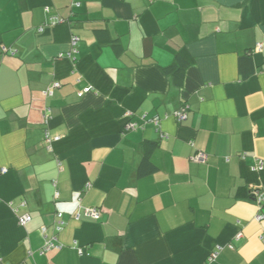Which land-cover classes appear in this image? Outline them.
Segmentation results:
<instances>
[{
	"label": "crops",
	"instance_id": "crops-1",
	"mask_svg": "<svg viewBox=\"0 0 264 264\" xmlns=\"http://www.w3.org/2000/svg\"><path fill=\"white\" fill-rule=\"evenodd\" d=\"M258 160L264 0H0V264H264Z\"/></svg>",
	"mask_w": 264,
	"mask_h": 264
},
{
	"label": "built area",
	"instance_id": "built-area-1",
	"mask_svg": "<svg viewBox=\"0 0 264 264\" xmlns=\"http://www.w3.org/2000/svg\"><path fill=\"white\" fill-rule=\"evenodd\" d=\"M50 21L51 22H58L59 19H57V18H51ZM78 42H79V38L78 37H74L73 40H72V43H71L72 44V49H71V51L69 53V57H73L75 54L78 53V49H77ZM256 50L258 52H261L263 50V45H257ZM4 51L6 52L7 50L4 49ZM59 87H60V83H58V82L57 83H54L53 84V87L50 88L47 91V93H46L47 96H51L53 94V90L56 89V88H59ZM86 92H89V90L87 89L83 93H81L80 94V97H82L83 94L86 93ZM45 117L47 119L49 118V112L48 111H47V114H46ZM187 117H188V109L186 107H183L175 115V118L177 119V121L179 123L185 122L187 120ZM153 121L158 126L159 125V122H160V119L159 118H155ZM136 129H137V124H135V123H128L126 125V127H125V131L126 132H130V131H133V130H136ZM59 140H60V137L51 135V133L48 130L45 132L44 143H45V145H46V147L48 149L51 148V145L53 143L58 142ZM207 158L208 157H207V155L205 153H203V152H197L192 157L191 160L194 163H197V164H206ZM254 169L261 171L262 169H264V163L262 161H259L258 160L257 166ZM2 172L5 173L6 171L3 170ZM252 195H253V199L257 203L258 207L260 209H262L264 207V197L261 194V192L256 190V191H253V194ZM88 212H89V215L91 217H93L94 219H99L100 218V212L97 209H90ZM263 219H264V216L263 215H260L259 217H257V220L258 221H262ZM19 220H20L21 225H25L30 220V216L29 215H24V216L20 217ZM62 225H63V223L60 222L59 223V226L60 227L58 228V231H61ZM42 232L44 234H46V229L43 228L42 229ZM56 240H57L56 237L53 238V239H51V240H46V243H45V246L42 249V252L43 253H46V252L51 251L53 249H58L59 246H57L55 244V241ZM217 256H218V252L213 253L204 264H210L211 262H213L217 258Z\"/></svg>",
	"mask_w": 264,
	"mask_h": 264
},
{
	"label": "trees",
	"instance_id": "trees-1",
	"mask_svg": "<svg viewBox=\"0 0 264 264\" xmlns=\"http://www.w3.org/2000/svg\"><path fill=\"white\" fill-rule=\"evenodd\" d=\"M181 71V68L179 67L178 71L176 72L178 74V72ZM149 146H154L153 143L149 144ZM153 171H155V166L150 163L149 161H144L141 165V169H140V172L142 175H146V174H149V173H152Z\"/></svg>",
	"mask_w": 264,
	"mask_h": 264
}]
</instances>
